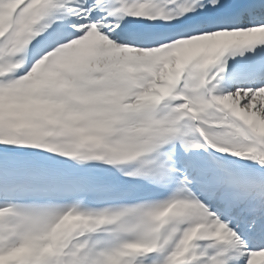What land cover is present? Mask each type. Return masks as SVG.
<instances>
[{
	"label": "snow or ice",
	"instance_id": "obj_1",
	"mask_svg": "<svg viewBox=\"0 0 264 264\" xmlns=\"http://www.w3.org/2000/svg\"><path fill=\"white\" fill-rule=\"evenodd\" d=\"M0 264H264V0H0Z\"/></svg>",
	"mask_w": 264,
	"mask_h": 264
}]
</instances>
